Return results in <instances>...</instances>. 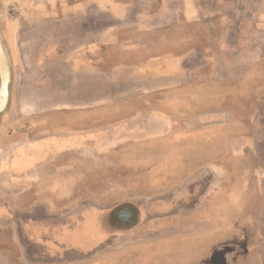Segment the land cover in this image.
Segmentation results:
<instances>
[{
  "label": "rangeland",
  "instance_id": "1",
  "mask_svg": "<svg viewBox=\"0 0 264 264\" xmlns=\"http://www.w3.org/2000/svg\"><path fill=\"white\" fill-rule=\"evenodd\" d=\"M170 1L137 0L130 11L133 15L119 23L122 30L116 32V40L145 42L148 47L105 46L99 50V55L105 54L106 67L136 61L145 76L154 78L150 88L142 83L129 95L126 91L116 94L117 125L131 124L142 130L150 124L153 128L147 138L150 141L134 149L139 154H152L153 159L126 163L150 171L147 176L130 178L138 182L136 193L149 202L144 206V217L132 206L135 220L142 221L139 231H172L169 218L179 207L180 218H200L195 236L204 240L211 236L210 242H202L204 251L216 239L218 247L261 250L264 254V0ZM0 2V32L12 70L11 99L0 117V124H6L2 131L7 143L14 138L10 135L14 131L16 135H32L52 124L57 113L49 107L55 98L50 90L55 85L50 77V57H65L66 46L80 40V34L72 31L81 19L76 10L91 14L97 7L94 0ZM113 2L105 0L103 6L113 7ZM164 7L177 14L185 9V15L168 18L163 13L152 18L135 13ZM103 19L109 25L113 18ZM151 19L163 26H155ZM150 25L156 28L137 29ZM108 30L104 39L114 40ZM169 53L175 58H168L160 68V56ZM95 54L97 51L90 49L84 56L94 59ZM182 54H186L184 59ZM29 97L41 104L40 113L18 110ZM112 117L107 111L109 122L105 123L113 122ZM10 124L16 126L8 133ZM136 137L146 141L141 134ZM10 150L21 152L22 147L14 146L5 153ZM40 158L35 156L33 161ZM21 166V162L14 163L12 171ZM174 192L180 196V205L171 202ZM130 194L126 191L116 196ZM193 204L195 208H189ZM80 228L73 231L80 232Z\"/></svg>",
  "mask_w": 264,
  "mask_h": 264
},
{
  "label": "crops",
  "instance_id": "2",
  "mask_svg": "<svg viewBox=\"0 0 264 264\" xmlns=\"http://www.w3.org/2000/svg\"><path fill=\"white\" fill-rule=\"evenodd\" d=\"M112 1L113 7H106L105 0H94L97 8L91 14L77 9L81 19L72 31L80 34V40L66 46L65 57H50V77L55 82L50 90L55 98L49 107L57 113L52 124L32 135L16 130L19 133H11L14 138L7 143L2 131L6 124H0V264H264L261 250L218 247L216 239L204 251L202 242L206 239L210 242L211 236L205 240L195 236L200 218H180L179 207L169 218L173 232L171 228L154 233L139 231L142 221L135 220L132 206L139 208L144 217L149 202L136 193L138 182L130 178L147 176L150 171L145 166L126 163L153 159L152 154L134 151L139 143L150 141L147 138L153 128L150 124L142 130L131 124L117 125L116 94L126 91L129 95L142 83L144 88H150L154 78L145 76L141 63L136 61L105 66V54L99 55L105 46L114 49L149 46L145 42L125 44L116 40V32L122 30L119 23L123 17L133 15L130 13L137 0ZM196 7L200 15V4ZM165 9L149 12L145 8L135 13L152 18L163 13L168 18L185 15V9L180 14ZM89 17L94 18L93 22ZM104 17L113 18L111 24L107 25ZM106 28L114 40L104 39ZM153 28L156 27L150 25L137 29ZM90 49L97 51L94 59L84 56ZM171 55L160 56V68L168 58H175ZM185 56L182 54L180 58ZM199 56L204 58L201 53ZM18 110L40 113L41 104H35L29 97ZM107 111L113 113L114 121L106 124ZM15 126L10 124L7 132L10 127L15 130ZM138 134L146 141H138L142 138L136 137ZM14 146H21L22 151L5 153ZM38 155L39 161H33ZM16 162L22 166L12 171ZM126 191L132 194L116 196ZM174 194L171 202L180 205V196ZM80 226V232L73 231Z\"/></svg>",
  "mask_w": 264,
  "mask_h": 264
},
{
  "label": "water",
  "instance_id": "3",
  "mask_svg": "<svg viewBox=\"0 0 264 264\" xmlns=\"http://www.w3.org/2000/svg\"><path fill=\"white\" fill-rule=\"evenodd\" d=\"M1 6V2H0ZM2 10L0 8V17ZM12 83L11 60L8 49L0 32V117L8 110L10 101V86ZM1 122V120H0Z\"/></svg>",
  "mask_w": 264,
  "mask_h": 264
}]
</instances>
